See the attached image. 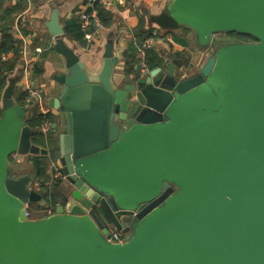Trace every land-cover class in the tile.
I'll list each match as a JSON object with an SVG mask.
<instances>
[{"label":"water","instance_id":"water-1","mask_svg":"<svg viewBox=\"0 0 264 264\" xmlns=\"http://www.w3.org/2000/svg\"><path fill=\"white\" fill-rule=\"evenodd\" d=\"M59 15L53 8L44 28L64 71L31 75L26 107L13 96L21 71L2 92L0 264H264V0H172L150 25L191 29L199 65L181 77L182 60L140 56L117 83L113 42L90 70ZM216 33L255 42L217 48ZM34 106L55 112L69 187L39 220L25 206H45L32 186L41 181L9 171L14 154H48L25 123ZM112 230L125 242L107 241Z\"/></svg>","mask_w":264,"mask_h":264},{"label":"crops","instance_id":"crops-1","mask_svg":"<svg viewBox=\"0 0 264 264\" xmlns=\"http://www.w3.org/2000/svg\"><path fill=\"white\" fill-rule=\"evenodd\" d=\"M119 1L120 3L115 2L111 6L103 8L99 7L97 9V11L99 10L98 16L101 17V20L105 19L107 25H105L102 30L93 31L87 38L83 34L84 42L82 44L75 42L73 39L67 38L64 34L65 43L81 58L88 69L95 72L100 70L104 47L112 41L113 53L118 60V64L113 72L112 81L117 83L122 76L126 74L125 71L128 69V66L134 67L135 61L141 56V50L138 46V41H140V39L138 40L135 35L136 28L140 21L144 24V30L148 32L150 31L152 36L159 37V40L155 43L152 50L158 57L163 56L166 57V59H172L180 57L181 54L186 55L188 54L187 51H191V48H187L189 42L187 37L189 32L192 31L191 29L180 27L174 31H162L156 26L150 25V17L167 11L172 0ZM82 3L83 0H51L49 2L46 0H2L0 16L4 11L15 8V11L6 19L12 24L9 33L21 43V62L15 68L16 70L14 74L6 79V85L4 86L5 88L8 80L17 76L18 71H21V75L19 76L14 89V99L17 96L16 91L18 90L21 92L27 91L29 93V99H32L30 93L32 85V80L30 78L31 75L35 74L38 79H48L54 73H61L64 71V60L54 52L53 46L55 39L46 32L44 23L48 20L49 13L53 8L59 10V22L63 27L66 20L77 18L79 21L78 13L81 9ZM20 19H25L26 29L17 26V22ZM23 30L25 32H23ZM174 37L185 40L187 45L182 46L175 42ZM37 48L41 51L36 52L35 49ZM133 50H137V54L134 56L135 60H133L132 56ZM202 54L203 53L201 52L199 62L202 60ZM9 57H11V55L4 56L3 59ZM25 62L27 65H25ZM4 88L0 93V107ZM40 111L42 114L55 113L47 109V107H42V110ZM58 118L59 116L56 117V119ZM39 156L44 158V163L47 161L46 156ZM29 157L37 156H20V159L16 164H19L21 168H24L20 174H32L35 178H38L41 181L39 184L33 183L32 186L44 193L43 200L46 204L44 207L37 203L33 204L37 209L34 210L33 215L31 212L29 218L31 220H39L53 215L54 212L50 202L51 189L53 183L60 181V179L55 177V169L51 162L50 165L45 163L46 169L44 173L39 176L26 161ZM24 163L25 165H23ZM45 176L47 177L46 179H44ZM45 181L48 182L45 183ZM57 198H60V200H55L56 205L61 202L62 194L58 193ZM31 206L32 205H30V207Z\"/></svg>","mask_w":264,"mask_h":264},{"label":"trees","instance_id":"trees-1","mask_svg":"<svg viewBox=\"0 0 264 264\" xmlns=\"http://www.w3.org/2000/svg\"><path fill=\"white\" fill-rule=\"evenodd\" d=\"M14 11L15 8L8 9L4 11L3 14L0 16V93L1 90L4 88V86L6 85V79L14 74L16 70L15 68L21 62V53H20L21 43L9 33L12 24H10V21L8 22V19H6ZM101 21L103 23V26L105 27V25H107L105 19H102ZM23 28L26 29V27ZM143 28H144V24L142 21H140L138 27L136 28V34H135L138 40L140 39V41H138V46L140 47V50L142 47V43L145 40L156 38V36L151 35L150 31L148 32ZM63 29H64V34L66 35L67 38L73 39L75 42H78L80 44L84 42L83 33L80 30V20L78 21L77 18L66 20L64 22ZM23 32L25 31L23 30ZM227 34L231 37H235L244 42L249 40L255 41L252 37L248 35H241L236 33H227ZM174 41L182 46L187 45L185 40L178 37H174ZM137 50H133L132 52L133 60H135L134 56L137 54ZM147 53H149L151 57L145 60L146 63L152 66L156 65L159 62V57L157 56V54L154 53L152 50L147 51ZM7 55L9 56L11 55V57L3 59V57ZM131 68L132 66H128L127 71H129ZM33 69L36 70L35 68ZM16 95H17L15 98L16 103L22 105L23 107L28 106L27 100L29 99V93L27 91L21 92L18 90L16 91ZM0 114H1V107H0ZM53 121H54V117L52 116V114H42V112H40V110H38L35 106L29 108L25 123L27 126H29L31 129L35 131V135L32 138V142L34 144L46 148V142L51 140L52 132L50 130L49 134H44L42 132V127L45 123L51 124L53 123ZM26 161L30 164V166L33 168L34 171H36V173L39 176H41L42 173H44L46 167L43 157L41 156L29 157ZM9 162L12 168L17 167L16 172H19L20 169H22L21 167H19V164H16L14 162L12 158L9 159ZM46 178L47 177L45 176L44 179ZM56 185L54 183L52 188L53 189L56 188ZM55 200H56L55 194L51 193L50 202L52 208H54V206L56 205ZM30 208L31 207L29 205L28 210L31 216Z\"/></svg>","mask_w":264,"mask_h":264},{"label":"rangeland","instance_id":"rangeland-1","mask_svg":"<svg viewBox=\"0 0 264 264\" xmlns=\"http://www.w3.org/2000/svg\"><path fill=\"white\" fill-rule=\"evenodd\" d=\"M17 26H19V25L17 24ZM187 38H188V41H189L188 45H187V48H189V49L191 48V51L190 52L187 51L188 54H186V55H184V54L180 55V57L186 59L185 66H184L185 70H184V72L182 74H180V75H182L181 77L192 75L195 66L199 65V63H200L199 60L201 58L202 48H200V46H198L197 41H196L195 36H194V33L192 31H190ZM211 40L215 41L217 48L223 47V46L229 45V44H241V43L244 44V43H254L255 42L253 40L252 41L249 40V41L244 42V41H241V40H239V39H237L235 37L229 36L227 33H216V34H213L212 37H211ZM140 53H141V51H140ZM149 57H151V55L149 53H147V52L144 53L145 60L148 59ZM45 124L42 127V132H43ZM43 133L44 134H49V131L48 132H43ZM53 138H54V136L52 135L51 140L46 142V148L48 149V154L46 155L47 161L45 163L50 165V162H51L52 166L56 170V169H58L59 166H58V163H57L56 140L53 139ZM23 165H25V163ZM19 167H21V166H19ZM23 169L24 168L20 169L19 172H16L17 171V167L12 168V166L10 165V162H9V171L11 173L20 174ZM47 182L48 181H45V183H47ZM53 185H54V183H53ZM55 185H56V188H54V189L52 188L51 189V193H54L56 198L58 197V193L59 194H62V193H66L67 194L68 193L69 187H68V185L65 182L63 183L62 180H60L57 183H55ZM56 200H60V198H57ZM31 205L32 206H31L30 209H31V212H32V215H33L34 214V210H36L37 207L35 205H33V204H31Z\"/></svg>","mask_w":264,"mask_h":264},{"label":"built area","instance_id":"built-area-1","mask_svg":"<svg viewBox=\"0 0 264 264\" xmlns=\"http://www.w3.org/2000/svg\"><path fill=\"white\" fill-rule=\"evenodd\" d=\"M115 2H119V0H83L81 9L78 13L79 15V20H80V30L81 32L84 34V36L87 38L90 36V34H92L93 31H97V30H102L104 28L103 23L101 21V19L98 16V11L97 9L103 8V7H108L113 5ZM122 3V2H121ZM25 19H20L17 24L20 27H25ZM159 40V37L156 38H152V39H147L142 43V47H141V57H144V53H146L147 51H151L154 48L155 43ZM36 52H40V49H35ZM25 65H27V63L25 62ZM144 67L145 63L143 64ZM32 99L35 97V95L30 91ZM30 96V97H31ZM30 99H28V101H30ZM27 101V102H28ZM51 130V124L46 123L43 129V132H48ZM15 163H17L20 159V156L17 154L12 155L11 157ZM55 177H59L60 176V172H59V168L55 170ZM26 207V218H30V212L28 210V206ZM107 241L111 242V243H117V244H122L125 242L126 240V236L117 232V231H111L109 233V235L107 236Z\"/></svg>","mask_w":264,"mask_h":264},{"label":"flooded vegetation","instance_id":"flooded-vegetation-1","mask_svg":"<svg viewBox=\"0 0 264 264\" xmlns=\"http://www.w3.org/2000/svg\"><path fill=\"white\" fill-rule=\"evenodd\" d=\"M203 52V51H201ZM172 59H177V60H182L184 62V65H185V62H186V59L185 58H182V57H176V58H172ZM58 179L62 180L63 183H64V180L61 176L57 177ZM66 183V182H65ZM67 184V183H66Z\"/></svg>","mask_w":264,"mask_h":264}]
</instances>
